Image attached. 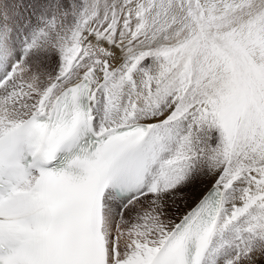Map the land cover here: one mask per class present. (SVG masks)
I'll use <instances>...</instances> for the list:
<instances>
[{"label":"snow or ice","instance_id":"obj_1","mask_svg":"<svg viewBox=\"0 0 264 264\" xmlns=\"http://www.w3.org/2000/svg\"><path fill=\"white\" fill-rule=\"evenodd\" d=\"M0 264H264V0H0Z\"/></svg>","mask_w":264,"mask_h":264}]
</instances>
